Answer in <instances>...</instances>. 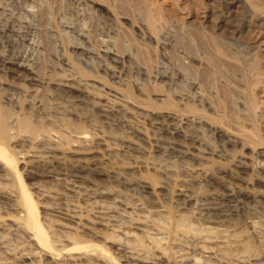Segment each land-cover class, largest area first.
Wrapping results in <instances>:
<instances>
[{
	"label": "rangeland",
	"instance_id": "374dc122",
	"mask_svg": "<svg viewBox=\"0 0 264 264\" xmlns=\"http://www.w3.org/2000/svg\"><path fill=\"white\" fill-rule=\"evenodd\" d=\"M220 1L0 0V151L57 250L27 255L0 168V264H264V0Z\"/></svg>",
	"mask_w": 264,
	"mask_h": 264
},
{
	"label": "bare ground",
	"instance_id": "6f19581e",
	"mask_svg": "<svg viewBox=\"0 0 264 264\" xmlns=\"http://www.w3.org/2000/svg\"><path fill=\"white\" fill-rule=\"evenodd\" d=\"M220 1V0H219ZM224 1V0H223ZM221 2V1H220ZM219 2V3H220ZM227 2V1H226ZM232 2V1H231ZM228 3V2H227ZM222 6V5H221ZM219 9H220V7H218ZM223 9V8H222ZM225 11V10H224ZM219 12H221V11H219ZM227 12V11H226ZM225 12V13H226ZM224 12H223V14H225ZM229 13H231V12H229ZM223 14H221V15H223ZM228 15V13H226V16ZM228 17V16H227ZM232 17V16H231ZM215 19V18H214ZM217 20H218V18H216ZM215 19V20H216ZM241 23V22H240ZM189 27V26H188ZM110 34V33H109ZM103 36H105L104 34H103ZM108 36V35H107ZM111 36V35H110ZM112 37V36H111ZM111 37H109V39L112 41L113 40V37L111 38ZM101 38V37H100ZM103 38V37H102ZM103 39H106V37L105 38H103ZM109 39L108 40H106V41H109ZM115 40V39H114ZM105 41V42H106ZM110 41V42H111ZM116 42L114 43V44H116L117 45V47H119L120 48V46L122 45L121 44V42L120 41H122V40H119V39H117V40H115ZM114 42V41H113ZM230 42V41H229ZM235 42H238V41H235ZM234 42V43H235ZM107 43V42H106ZM239 43V42H238ZM103 44H105V43H103ZM110 44H113V43H110ZM108 45V44H107ZM124 45V44H123ZM238 45V44H237ZM244 45V44H243ZM240 46V48H242L241 46V44L239 45ZM238 46V47H239ZM116 48V47H115ZM124 48H125V46H124ZM245 48H247V47H245ZM257 48V47H256ZM105 49V48H104ZM244 49V48H243ZM253 48H251V50H252ZM109 50V49H108ZM116 50H118V48L116 49ZM122 50V49H121ZM250 51V49H247V50H245V51ZM257 50V49H256ZM255 50V51H256ZM126 51V50H125ZM244 51V52H245ZM254 51V52H255ZM110 52V51H109ZM120 52V51H119ZM243 52V53H244ZM254 52H253V55H254ZM123 54H124V52H122ZM249 53V55L247 54L246 56H248V57H250V52H248ZM256 54H257V51L255 52ZM116 54H117V52H116ZM127 54H129V53H127ZM246 54V53H245ZM245 54H244V56H245ZM102 55V54H101ZM110 56V55H109ZM123 56V55H122ZM251 56H252V52H251ZM255 56H257V55H255ZM254 56V58L253 59H255L256 57ZM119 57V56H118ZM257 58H258V56H257ZM260 59V58H259ZM256 60V59H255ZM256 62V61H255ZM9 63V62H8ZM15 63V62H14ZM20 63V62H19ZM18 63V64H19ZM14 66V65H13ZM18 66H20V65H18ZM24 65L22 64V67H23ZM17 67V66H16ZM187 67V66H186ZM76 69H77V71L76 72H78L80 75H82V78H84L86 75V73L84 72H81L77 67H76ZM190 69V68H189ZM183 72V71H182ZM77 73V74H78ZM78 74V76H80ZM185 74H187L186 72H185ZM74 75V74H73ZM171 75V74H170ZM190 74L188 73V75L187 76H189ZM193 75V74H192ZM75 76V75H74ZM81 77V76H80ZM171 77V76H170ZM189 78V77H188ZM192 78H194V77H191V79ZM171 79V78H170ZM169 79V80H170ZM182 79V78H181ZM31 80V79H30ZM35 80V79H34ZM193 81H195V78H194V80ZM182 83V82H181ZM195 84H196V82H194ZM193 84V83H192ZM264 84V83H263ZM163 85V84H162ZM194 85V84H193ZM197 85V84H196ZM191 87V86H190ZM92 89V88H91ZM182 89V88H181ZM166 90V89H165ZM189 90V89H188ZM188 90H187V92H188ZM233 90V89H232ZM169 91H171L170 89H169ZM181 91V90H180ZM180 91H178V93H180ZM173 92V91H172ZM171 92V93H172ZM176 91H174V93H172V95H174L175 96V94L177 93H175ZM183 92V91H182ZM185 92V91H184ZM167 93V92H166ZM170 93V92H169ZM148 94V93H147ZM184 94V93H183ZM182 94V95H183ZM198 94V93H197ZM179 95H181V94H179ZM182 95L181 96H179V97H182ZM188 95V94H187ZM186 94L184 95V96H187ZM190 95V94H189ZM201 95V94H200ZM203 95V94H202ZM247 95V94H246ZM259 94H257V93H251V95H249L250 97H249V100L246 102V106H245V109H244V111H245V113L244 114H248V116H250L251 117V119H252V121L254 122V124L256 123V124H261L262 123V119H263V117H262V115H259V117H260V120L256 117L257 115H256V112H257V109H258V107H259V105L261 106V102L259 101L260 100V96L257 98V96H258ZM199 96V95H198ZM121 97V96H120ZM149 97V96H148ZM176 97H178V94H177V96ZM203 97V96H202ZM202 97H200V99H202ZM214 97H215V100H216V105L218 106V107H220L221 109H222V118H221V120L220 121H225L226 123L228 122V123H231V125H232V123L234 124V119H236L235 117H234V112H236V111H234V106H233V104H236L235 102L233 103V101L232 100H230V99H232V98H230V97H226L223 101L222 100H220L219 99V97H218V95H217V93H215V95H214ZM213 97V98H214ZM193 98H197V97H193ZM192 98V99H193ZM204 98V97H203ZM230 98V99H229ZM234 98V97H233ZM123 99H124V97H123ZM129 99V98H128ZM179 99V98H178ZM181 100H180V102L182 103V99L183 98H180ZM188 99H190V98H188ZM191 99V100H192ZM199 98H197L196 100L198 101V100H200ZM207 99V98H206ZM131 100V99H130ZM129 100V101H130ZM187 100V99H186ZM185 100V101H186ZM195 100V101H196ZM234 100V99H233ZM118 101H121V100H118ZM165 101V100H164ZM188 101V100H187ZM195 101H193V102H195ZM196 101V102H197ZM202 101H204V100H202ZM112 102V101H111ZM114 102V101H113ZM117 102V101H116ZM121 102H124L123 100L121 101ZM178 102V101H177ZM189 102H190V100H189ZM200 102V101H199ZM206 102H208V101H206ZM205 102V103H206ZM215 102V101H214ZM245 102V101H244ZM115 103V102H114ZM113 103V104H114ZM119 103V102H118ZM118 103H115V104H118ZM166 103H167V105H168V108L167 109H169V110H171V109H173V111L175 110H179V111H182V112H184L185 114H187L188 112H187V110H186V108H183V109H181V108H179V105L175 102V101H173V99H171V95L170 94H168L167 95V97H166ZM198 103V102H197ZM203 103V102H202ZM242 103H243V101H242ZM261 103V104H260ZM129 104V103H128ZM186 104H187V102H186ZM200 104V103H199ZM207 104V103H206ZM240 104V103H239ZM210 105V104H209ZM208 104L206 105V106H209ZM244 105H245V103H244ZM132 106V105H131ZM211 106V105H210ZM134 106H132V109H135V107L133 108ZM237 107V106H236ZM138 108V107H137ZM136 108V109H137ZM208 108V107H207ZM123 109V108H122ZM122 109H121V111H122ZM139 109V108H138ZM243 109V108H242ZM140 110V109H139ZM209 110H210V108H209ZM206 111H207V109H206ZM237 111H238V109H237ZM239 111H241V110H239ZM118 112H120V111H118ZM117 112V113H118ZM123 112V111H122ZM121 112V113H122ZM136 112H137V110H136ZM139 112V111H138ZM144 113H145V111H143ZM180 113V112H179ZM140 114V113H139ZM147 114V113H146ZM182 114V113H181ZM193 114L194 115H196V116H201V117H203V118H206V119H210L209 117H208V114H206V113H202V112H197L196 111V109L193 111ZM145 115V114H144ZM151 115V114H150ZM238 115H240V112H239V114ZM243 115V114H242ZM148 116V115H147ZM248 116L246 115L245 117H247L248 118ZM177 118V117H176ZM185 118H186V116H185ZM198 118V117H197ZM202 118V119H203ZM173 119L175 120V118L173 117ZM189 119V118H188ZM248 119H250V118H248ZM186 120V119H185ZM189 121V120H188ZM191 121V120H190ZM205 122V121H204ZM203 122V123H204ZM2 123H3V121H2V119L0 120V131L3 129V127H2ZM174 123V122H173ZM187 123V122H186ZM192 123V122H191ZM170 124V123H169ZM189 124V123H188ZM196 124V123H195ZM198 124V123H197ZM200 125V124H199ZM202 125V124H201ZM230 125V124H229ZM167 126V125H166ZM176 128H177V126H176ZM207 128V127H206ZM259 129V131H255V136L257 137V143H258V145H261V143L263 144L264 143V140H262V137H263V135H262V129L261 128H258ZM176 130V129H175ZM184 130V129H183ZM210 130V129H209ZM193 131V130H192ZM173 132H174V130H173ZM194 132V131H193ZM172 133V132H171ZM181 133H183V132H181ZM264 133V132H263ZM184 135V134H183ZM182 135V136H183ZM194 134H192V136H193ZM181 136V135H180ZM195 136H198V135H195ZM222 136V135H221ZM185 139H187V137L189 138V136H187L186 134H185ZM191 138H193V137H191ZM196 140L198 139V138H196V137H194ZM170 139V138H169ZM194 139V140H195ZM87 140H88V136L87 135H85L84 133H78L77 135H76V137H75V142L76 143H78V144H84V143H86L87 142ZM202 140V139H201ZM185 141V140H184ZM191 141V140H190ZM198 141V140H197ZM200 141V140H199ZM180 142V141H179ZM231 142V141H230ZM182 143V142H181ZM185 143V142H184ZM179 147V146H178ZM172 148V147H171ZM181 149H183V148H181ZM181 149H179V150H181ZM179 153H180V151H178ZM178 153V154H179ZM189 153V152H188ZM263 154H264V151H263ZM181 156H183V157H187L186 156V153L184 152V153H182L181 152V154H180ZM180 156V157H181ZM193 156H194V154H193ZM192 156V157H193ZM261 156V155H260ZM264 156V155H263ZM0 157L3 159L2 161H1V165L0 166H2V167H0V168H2L1 170L5 173V175L7 176V175H11L12 176V178L14 179V181L16 182V185H17V188H18V192H17V194H18V197L14 200V207L16 208V210H20L21 211V214L22 215H19L18 217H17V219H16V221L17 222H12V224L13 225H15V228L16 227H18V229L20 228V230L22 231L21 233H24L25 234V236H27V239H30V244L31 245H29V247L32 249L31 251H29L28 250V253H27V255L29 254V252H31L32 253V251L34 250L35 252H36V250L35 249H39V250H37L39 253H40V250L43 252H46V253H55V251H57V250H53V248H52V241L49 239V237H48V235L44 232V229H43V227H42V225H41V223H40V221L38 220V216H37V213H36V210H35V202H34V200H33V198H32V196H31V194H30V192H28L27 191V189L25 188V186L23 185V183H22V181H21V179H20V176H19V173H18V171L16 170V167H15V159L14 158H12V157H10V156H8L7 155V152H5V151H0ZM194 158V157H193ZM185 159H187V158H185ZM189 159V158H188ZM77 161V160H76ZM83 161V160H82ZM87 162V161H86ZM85 163V162H84ZM84 163H80V164H82L81 165V167L80 168H84V167H86V165L87 164H84ZM264 163V162H263ZM262 163V164H263ZM78 166H80V165H78ZM244 167H246L247 166V164H246V166L245 165H243ZM243 166L241 167L242 169H243ZM182 168V167H181ZM79 169V168H78ZM81 170V169H80ZM3 173V174H4ZM243 180V179H242ZM141 189L143 190H147L149 193H150V190H151V188L149 187V186H147V185H141ZM147 193V192H146ZM151 194V193H150ZM184 196V195H183ZM185 198H186V196H185ZM215 200V199H214ZM189 201V200H188ZM13 204V203H12ZM207 209V208H206ZM50 211V213L52 214H58V215H61V217L62 216H64L65 218L67 217L68 218V220L70 221V222H72V223H75L76 224V222H79V217H77V215L76 214H68V213H66V212H64V213H62L61 211H57V210H55V211H52L51 209H49ZM208 210V209H207ZM202 211V210H201ZM163 211H159V210H157L156 211V214H160V213H162ZM203 212V211H202ZM201 213V212H200ZM57 215V216H58ZM63 218V217H62ZM96 219H101V220H103L104 219V216H103V213H101V214H99L98 213V216L96 217ZM215 229V228H214ZM213 229V230H214ZM206 230V229H205ZM207 230H212V229H210V228H207ZM163 239V238H162ZM66 241H68V240H66ZM28 242V241H27ZM72 242H74L73 244H75V241H72ZM36 247V248H35ZM27 251V250H26ZM33 251V252H34ZM59 251V250H58ZM102 252H104L103 250H101ZM38 252H36V253H38ZM32 254H34V253H32ZM32 254H30V255H32ZM36 255V254H35ZM34 255V256H35ZM38 255H41V254H38ZM138 255V254H137ZM37 256V255H36ZM44 257H46L45 255H43ZM42 256V257H43ZM38 257V256H37ZM41 257V256H40ZM113 260V259H112ZM112 260L110 259V258H108V257H103L102 259H101V262L103 263V264H114L113 262H112ZM80 261H86L83 257H71V259H69V261H68V264H84L83 262H80ZM32 261H30V263H31Z\"/></svg>",
	"mask_w": 264,
	"mask_h": 264
}]
</instances>
